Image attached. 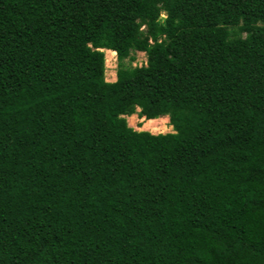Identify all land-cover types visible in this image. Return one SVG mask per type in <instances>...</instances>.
Wrapping results in <instances>:
<instances>
[{"label":"trees","instance_id":"16d2710c","mask_svg":"<svg viewBox=\"0 0 264 264\" xmlns=\"http://www.w3.org/2000/svg\"><path fill=\"white\" fill-rule=\"evenodd\" d=\"M0 264H264V0H0Z\"/></svg>","mask_w":264,"mask_h":264},{"label":"rangeland","instance_id":"374dc122","mask_svg":"<svg viewBox=\"0 0 264 264\" xmlns=\"http://www.w3.org/2000/svg\"><path fill=\"white\" fill-rule=\"evenodd\" d=\"M162 16H164V13H162ZM101 50L104 55V78L108 82L116 80L117 71L120 67H135L147 64V55L142 51H130L126 58L120 60L117 57L116 52L113 54L109 51L110 49L105 48H102ZM139 111L140 108L136 107L134 113L124 115L129 127L138 131H149L153 134L174 132L173 126L170 124L169 115L159 116V118L157 117V120L148 122L145 116L139 115Z\"/></svg>","mask_w":264,"mask_h":264},{"label":"bare ground","instance_id":"6f19581e","mask_svg":"<svg viewBox=\"0 0 264 264\" xmlns=\"http://www.w3.org/2000/svg\"><path fill=\"white\" fill-rule=\"evenodd\" d=\"M110 52H112L113 54H115V51L114 50H109ZM148 120V122H152V121H155V120H157V118L156 119H147Z\"/></svg>","mask_w":264,"mask_h":264}]
</instances>
